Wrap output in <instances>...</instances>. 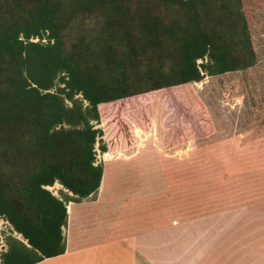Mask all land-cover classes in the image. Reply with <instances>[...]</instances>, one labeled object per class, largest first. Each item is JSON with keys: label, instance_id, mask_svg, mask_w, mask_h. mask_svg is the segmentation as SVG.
<instances>
[{"label": "trees", "instance_id": "obj_1", "mask_svg": "<svg viewBox=\"0 0 264 264\" xmlns=\"http://www.w3.org/2000/svg\"><path fill=\"white\" fill-rule=\"evenodd\" d=\"M262 61L264 0H0V219L23 238L1 264L65 253L68 199L47 188L96 193L98 139L101 153L133 147L151 102L165 150L206 138L193 84Z\"/></svg>", "mask_w": 264, "mask_h": 264}, {"label": "crops", "instance_id": "obj_2", "mask_svg": "<svg viewBox=\"0 0 264 264\" xmlns=\"http://www.w3.org/2000/svg\"><path fill=\"white\" fill-rule=\"evenodd\" d=\"M211 78L198 95L210 89ZM204 104L214 132L201 143L186 142L185 178H172L170 166L178 165H166L167 191L147 168L157 164L149 159L153 141L144 143L154 128L136 129L131 148L100 152L101 184L88 198L74 200L59 184L53 194L68 199L65 253L36 264H226V247L257 246L251 238L256 218L264 217V115L214 117Z\"/></svg>", "mask_w": 264, "mask_h": 264}, {"label": "rangeland", "instance_id": "obj_3", "mask_svg": "<svg viewBox=\"0 0 264 264\" xmlns=\"http://www.w3.org/2000/svg\"><path fill=\"white\" fill-rule=\"evenodd\" d=\"M35 41L38 40L36 39ZM200 62L201 61H199V63ZM207 75L208 74H206L201 82L193 84V87L197 93L198 91H202V85L200 84L210 76ZM210 77H212L211 81L209 82V85L211 86L210 89H208L207 92H203L202 95L198 96L200 100L202 99L203 102L205 101L207 106L210 107V111L211 113H213L214 117L215 115H220L224 112H232L236 114V111H238V115L241 114L248 119L250 117L258 118L264 115V61L259 62L251 68ZM147 107L150 113H152V115L154 116V123L156 126L153 127L152 124L151 128H154V134L153 136L150 135V137H148L144 141V143H148L150 140L153 141L152 144H154L155 149H151L150 151H148V153L150 154L149 159L154 163H157L156 165L147 168H149V170L151 171L150 175L154 176L157 180H159L161 177L163 178L160 189L167 191L165 188L166 184L164 180V175L166 176L165 170L167 168V164L169 166L170 163H172V165H174L175 163L178 165L177 167L173 166L172 169L170 166V170L173 174L172 178L173 176H175L177 179L185 178L186 142L181 143L178 147L173 149L165 150L163 148V150H160L159 145L161 146V138L164 135V120L166 118V108L159 102H151ZM154 112H156V114H160V118L158 120L157 118H155ZM253 120H250L251 124L255 123L253 122ZM232 122L235 123L234 121ZM94 125L96 126V128L101 127L100 125H96V123H94ZM194 140L197 141V143H201L205 140V138H195ZM96 150L97 161H99L101 159V154L99 151V139L98 143L96 144ZM179 185L183 186L181 192H185L184 183H181ZM60 187L61 186H59V183H56L54 186L47 189L52 193H56L59 191V189H61ZM61 197L63 200H66L63 194H61ZM258 216L259 217L256 218V228L253 229L257 230V233H252V236H255V238H251L255 240L253 244H257V246L254 245L252 248L238 246L234 248L230 245L226 247V258L224 259L226 264H264V217L261 215ZM225 234H227V238L232 234V232L230 233V235L228 233ZM11 235L23 240L21 236H18L16 233L12 232V227L7 221H5L4 219H0V254L3 250L6 249L7 240ZM249 237L240 239L242 240L241 243L248 245L250 243L248 240L250 239ZM228 243L232 244V242Z\"/></svg>", "mask_w": 264, "mask_h": 264}]
</instances>
